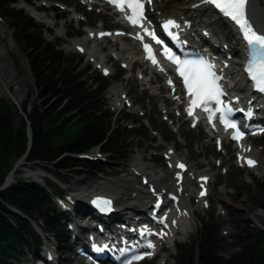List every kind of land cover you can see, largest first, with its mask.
I'll list each match as a JSON object with an SVG mask.
<instances>
[{
    "label": "rangeland",
    "instance_id": "374dc122",
    "mask_svg": "<svg viewBox=\"0 0 264 264\" xmlns=\"http://www.w3.org/2000/svg\"><path fill=\"white\" fill-rule=\"evenodd\" d=\"M198 2H200V0H156L155 7L150 8V12L155 18H158L159 16L176 15L180 13L179 7L197 4ZM36 4L51 5V8L41 5L44 8V11L40 10L37 11L39 14H32L28 11L27 7H34ZM199 6H197L198 8L195 12L192 10L187 12V14L191 15L194 19L193 21L198 22V25L196 26L197 31L204 28L208 32L214 33L216 38L221 40L220 45H224L223 42H226L227 45L230 44L238 48V45L235 44L234 36L231 30H229L228 25L225 24L226 22L221 19H216L210 8L205 11H201L199 10ZM13 7H23L26 13L33 17L38 24L41 25L40 31L42 37L52 43L59 44L57 47L64 49V52L67 55V64L72 65L78 63L79 61V68L85 70L84 76L87 77V84H92V87H96L95 82L98 79H100L98 83L108 82L106 85L107 88L104 89L100 95H98L97 102L99 104H103V108L112 113L114 131L123 132L122 136L125 138V141L123 142L124 148L121 153L125 155L123 159L118 157L107 158L104 154L98 151L97 146L89 150V155H91L90 158L98 161L100 164V168H98L99 171L95 173L82 172L78 175L67 176L68 179L63 182H59L41 167L36 168L31 166V164H26L23 159L19 161H22V163L17 169L15 176L18 178L21 177L29 180H35L41 184H45L47 177L50 181L57 183L64 192V197H62L60 201L59 198L55 199L59 205V202H63L71 193L76 194V192L83 191L86 194L91 191H103L99 188L91 187L98 185L109 186L119 174H126V176L129 175L134 177L135 186H138L139 183H141L139 175H130V173L124 172L120 173L119 170L121 168L129 169V165L133 163L136 157L139 156L138 150L142 149L146 145L148 146L144 151V154L149 159L145 161L144 164L149 166L156 164L159 166L157 167L158 170H165L168 168L167 163L165 162L166 160L164 159L165 155H167L164 151H167L168 149H175V153L178 154L179 157L184 158L185 154L188 153V139L180 135L177 130L180 128L182 120L185 121L183 123L185 129H191L192 134H195L199 127H190V122L185 120L182 115H179V109H177L176 103L170 101L167 107L164 108L165 104H162V101H159L157 104L162 109V112L156 114L153 110L151 111L153 115L157 116L156 120L162 121L164 124H168V129L165 128V130H167L170 135L167 137L163 138L161 136V132L164 131L160 129V127L153 126L149 117L141 115L145 112L146 108H150L152 106L150 96L153 92L161 95L167 94L168 88L166 86L161 91L160 89H157L160 85H164L165 79L157 78L155 76L157 79L153 81V83H156V85L152 87H148L147 82L145 84L139 83L134 85L133 80H129V76L130 74L136 73V71H134L135 68H133L132 71H130L128 67L122 68V62L114 56L106 58L104 64L110 69V74L105 76L101 72V66L97 68L95 66V61L88 60V53L86 51L83 53L78 52L76 48L77 46L75 45L76 42L86 36L90 29L93 31L98 28L112 30L115 27L112 25L114 18H109V15L103 12L98 13V10H92L89 12L87 7L81 5L78 0H35L30 2L29 5L25 2L18 1L13 4ZM73 8L80 11L79 16L85 18L87 23L85 22V24H83L80 19L72 17ZM250 10L254 15V20L256 19V21H259L264 25V0H251ZM42 14L46 17H40ZM0 15L4 17L2 9H0ZM9 24V19L6 17L2 19L0 17V51L4 55V66H6L12 74H14L15 79L10 82L9 88H6L0 81V98L4 101H8L12 105L14 110V124L17 126L22 115V112L20 111L21 105L25 100L26 93L34 90V81L26 61V56L22 51L23 46L17 40L15 41V33L11 30L12 28H9ZM81 25L83 26L81 27ZM123 43H127V39ZM100 45L101 44L98 46ZM107 45L108 46H105L102 50L103 54H106L110 50L109 46L111 45V41H109ZM83 47L84 49L85 47L93 48L94 43L89 41L86 46ZM115 52H119L117 47L115 48ZM236 53H241V50L238 48ZM101 59V57L98 58V60ZM232 60L235 61L238 60V58L235 57ZM136 74V80L138 79L137 81H141V78H147L143 76V73ZM114 83H120L123 89L128 91V96L130 95L134 99L132 104V101H126L117 108L112 107L114 96L112 94H108L107 90ZM10 91H19L17 94L18 99H15V97L13 98ZM32 101L35 102L36 99L33 97ZM142 104H146V108L142 107ZM167 108H176L173 112L175 120H170L167 114L164 113ZM178 118L181 120L179 121ZM207 141L211 142L212 150L216 151L218 154L217 158L216 155L209 156L212 157L213 161L216 160L217 163L221 164L212 168L203 163L192 168L194 175H196L199 171H206L211 175L212 179L216 178V180L211 184V189V186L207 187L209 194L205 201L206 206L204 209H199L197 211L196 215L198 217L193 220L194 226L188 224L186 225L185 229L189 231L188 236L185 235L186 232H182L178 234V237L185 240L184 244H182L183 246H197L201 228L205 225H214L217 227V238L219 240L218 251H220L223 257L228 258L238 252V247L233 245L238 234L247 232L254 233L258 229L264 228V219L260 220L253 217L251 214L252 211H258L264 214V206L259 204L261 201L264 202V136L262 135L254 139L250 138V142L252 143H250L249 147L254 146V150H257L256 158L259 161L258 166L254 168H238L234 163L236 160V152L231 150L230 145L227 144L228 151L225 149L218 150V148L214 146V140L212 141L209 139V135H202L198 140L193 139L192 146L194 149H197L198 144L206 143ZM223 156L226 160L222 162ZM19 159L20 158L13 160L12 166H14ZM185 160L189 165L196 163L197 161H206L203 155L192 156L190 158H186ZM28 171L36 172L43 175V177L36 178L33 175H26L25 172ZM44 175L47 176L44 177ZM168 178H170V175H168ZM69 188L72 190L75 189L76 191L72 192ZM196 188L197 186H193V194H196ZM222 188H224L226 192L224 197L228 202L226 209H224L217 201V192ZM144 190H146V187ZM234 194L236 197L232 198ZM244 197H247V201L240 203V199ZM85 198L87 199V197ZM209 204L211 206H209ZM248 205L252 207V210L250 211L251 217H248V219L238 217L234 225L233 221H231V219H233V212L238 209H246ZM67 214L66 235L69 236L70 230H68V224L71 223L72 226L74 225V218H76V215L73 212H69ZM41 237L44 239L42 240L43 253L45 252L44 248L58 249L59 251V246L52 238H46L45 234H41ZM159 249L157 251L158 254L154 259H148V261L146 260L138 264H161L163 261L167 264H176L179 260V251H177L176 247L172 244L169 243L163 245L162 249L165 251ZM58 251L53 250V253L54 255L59 256L62 261L63 259H71L74 255L70 252L63 253L64 250L62 249L60 250L62 253H59ZM166 254H170V257L164 256ZM30 257L31 256L29 255L24 259H20L15 264H28ZM56 264H60V262H57ZM194 264H200L197 256L194 260Z\"/></svg>",
    "mask_w": 264,
    "mask_h": 264
},
{
    "label": "trees",
    "instance_id": "16d2710c",
    "mask_svg": "<svg viewBox=\"0 0 264 264\" xmlns=\"http://www.w3.org/2000/svg\"><path fill=\"white\" fill-rule=\"evenodd\" d=\"M18 1L0 0V9L9 19L15 41L23 46L34 90L26 93L17 126L12 105L0 98V186L13 160L27 150L29 128L31 145L25 163L41 167L59 182L67 176L99 171L98 161L77 156L93 147L98 146L107 158L123 159V132L114 131L112 113L97 102L108 82L98 83V79L96 87L87 84L79 61L67 64L59 44L43 38L41 26L22 8L13 7ZM46 179L43 186L15 176L0 190V264H15L33 249L39 252L41 239L34 225L64 250L66 215L52 199L62 191ZM218 242L217 227L203 226L197 246H179L176 264H194L196 256L200 264H264V228L238 234L233 243L238 252L228 258L218 251Z\"/></svg>",
    "mask_w": 264,
    "mask_h": 264
},
{
    "label": "bare ground",
    "instance_id": "6f19581e",
    "mask_svg": "<svg viewBox=\"0 0 264 264\" xmlns=\"http://www.w3.org/2000/svg\"><path fill=\"white\" fill-rule=\"evenodd\" d=\"M197 5H200L199 10L201 11H205L209 7V5L204 2V3H198V4L189 5V6L179 7V12L187 14L189 10L194 9ZM197 8L198 7H196V9ZM27 9L32 14H39L38 12H36V10L38 9V7L36 6L34 7L28 6ZM170 16H173V15H170ZM250 16H251V19L254 25L258 27L259 30L264 32V25L260 23L259 21H256V19L254 20V15L252 14V11H250ZM40 17H46V16L42 14L40 15ZM72 17L80 18V16L75 11V8H73L72 10ZM190 19L194 20L191 16H190ZM102 30L103 29H100V28L97 30H94V32H91L92 30H90V32H88L86 36H84L80 41L76 42L75 45L83 47V46H86V44L89 41L94 42V47L93 48L85 47V51L88 53V60L95 61V66L96 67L101 66V70L108 68L107 66H104L106 58H109L110 56H115L117 59L120 60V62L126 63L128 69L132 71L133 65L135 63L133 62V60H137V59L139 60L141 58L139 56V47L129 37H128L127 43H122V44L120 41L125 39L124 36L123 37L115 36L114 39L107 38L106 36H103L102 38H98L97 34L98 32H101ZM232 34L234 36L233 32ZM109 41H111V45L109 46L110 50L106 54H103L102 50L105 46H108L107 44ZM99 44L101 45L98 46ZM116 47L119 49V52H115ZM232 49L233 51H238V48L234 46ZM225 55L226 54L224 53L223 57H225ZM99 57H101L102 59L98 60ZM223 59L228 60L230 62L229 66L225 68V71L226 73L229 74V76L234 77L235 87L236 85H238L237 90L244 91L246 89L245 87L247 84H246L245 76L242 73V64L238 63V60L234 61L228 58H223ZM3 60H4V55L0 51V81L3 83V85L6 88H9V84L13 79H15V76L14 74L10 72V70L6 66H4ZM143 66L141 65L140 66L141 70H137L136 73H140V74L144 72L146 73L147 67H143ZM136 73L130 74L129 76V80H133L134 85H137L139 83L145 84L146 82H151L152 81L151 78L154 75L156 76V74L152 71L149 79L145 81L146 78H141L142 79L141 81H137L138 79L136 80V75H137ZM163 88H165L164 85H160L159 87H157V89H160V91ZM169 91H170V87H168V92ZM18 92L19 91H15V92L10 91V94L13 98L15 97V99H18V96H17ZM107 93L112 94L114 96L112 107L117 108L126 101L134 102V99L130 95L128 96V91H125L120 83H114L112 86H110V88L107 90ZM150 97H151L152 106L150 108H146V104H142V107H145L146 110L141 115L142 116L145 115L149 117V119L151 120V124L153 126L160 127V129L164 131V132H161V136L163 138L167 137L170 135V133L167 130H165V128L168 129V124L167 123L164 124V122L156 120L157 116L153 115L151 111L153 110V112H155L156 114H158L159 112H162V109L158 106L157 103L159 101H162V104H165L164 108H166L170 102V97L166 95H161L155 92H153ZM175 109L167 108V110L164 112L165 114H167L170 120H175V116L173 113ZM178 119L179 121L181 120L180 118ZM184 122L185 121L182 120L180 124V128H178L177 130L179 131L180 135L188 139V142H187L188 153L185 154L184 158L181 159V157H179L178 154L174 153V149H168L167 151H164V153H168L172 157V160H171L172 166L168 167L165 170L164 169L158 170L157 167L159 166L156 164H154L153 166L144 164V162L149 159L144 154V151L146 150L148 146L146 145L142 149L138 150L139 156L136 157L133 163L129 165V169L121 168L119 170L120 173L124 172V173H130V175H139L140 180H142V177H146V179L148 180L146 184L142 185V182H141L139 183L138 186H135L134 177L129 176V175L126 176V174H123V175L119 174L117 178H115L112 181V184L109 186H99L98 185V186L91 187V188L96 187V188H99L100 190H103L101 192L91 191L85 194L83 191L82 192L80 191V192H76V194H72V193L69 194L71 195L70 196L71 201L68 202L67 206H72L73 203L83 204V200L85 199L86 196H91L96 193H102V194L104 193L113 198L116 211L112 214V216L104 217V219L92 218L88 222V225H87L88 228L86 229L87 231L95 232L94 225L96 223L106 225L108 230H110V228H114L117 222L124 223V221L122 220L124 209H133V210L137 209L138 211H140L141 214H143L145 213L144 212L145 208L143 207L149 205L148 207H149V212H150L153 208L152 203H153L154 195L156 193L164 195L165 200L168 201V203L171 202V200L167 198V195L169 193H174L175 195L179 197L176 207H174L173 210L171 211L174 213L173 215L169 211V209L172 206L166 207L159 212L160 218H164V221H166L169 226L174 225L173 229H179V223H183V225L188 224V225L194 226L193 220L198 217L196 213L199 209L205 208V205H206L205 201H206V198L208 197V193L206 194L204 198L198 197V192L201 189V185L210 187L211 184L215 182L216 178L212 179L211 175L208 174L206 171H199L196 175H194V171L192 170V168L194 166H199L203 163L213 168V167L219 166L221 163H217L216 160L213 161L212 157L209 156V155H216V158L218 157L217 152L212 150L211 142L207 141L206 143H200L198 144L197 149L193 148L192 146L193 139L198 140L202 135H205L206 132L200 126H198L199 127L198 131L195 134H192L191 129H185L184 124H183ZM256 137L258 136L251 137V139L256 138ZM209 139L212 141L214 140V146H215L217 138L216 139L214 137L210 138L209 136ZM222 146L225 150L228 151L225 139H222ZM247 146L248 144L245 145L246 149H247ZM171 148H174V147H171ZM250 153L254 155V157H256L257 150H254V146L252 148V151H250ZM198 155H203L206 161H197L196 163H192L191 165H189L188 169H186L185 172L183 173L184 181L179 184L177 182L178 170L175 169L173 165H175L178 162V160L185 162L186 158H190L192 156H198ZM225 160L226 159L223 156L222 162ZM165 162L170 163L168 159ZM21 163L22 161L19 162L17 166L15 167V169L6 176V179H5L6 182L9 183L14 179L17 169L20 167ZM234 163L238 168L246 167L245 165H243L241 162H238L237 160H235ZM25 173L26 175H33L36 178L41 177V175L36 172L28 171ZM168 175H170V178H168ZM199 176L208 178L207 183H203V182L199 183L197 181V178ZM149 186H152L154 188L153 193L149 189ZM193 186H197L196 194L192 193ZM145 187H146V190H144ZM211 188L212 186L210 187V189ZM69 190H71L72 192L76 191L75 189L72 190L71 188H69ZM225 193L226 192L224 188H222L221 190L217 192V198H218L217 201L220 203V205L224 209H226L228 206V202L225 200V197H224ZM235 197L236 195L234 194L232 198H235ZM245 201H247V197L240 199V203H243ZM259 204L261 206H264L263 201H261ZM251 210H252V207L250 205H248L246 209L235 210L236 213L233 212V219H231V221H233V224L235 225V221L238 219V217L248 219V217H251V214L253 217H256L260 220L264 219V214L258 211H252L251 213L250 212ZM74 219H75L74 226H73V229L70 230V235H77L81 231L82 226L84 225L83 224L84 222L79 217L76 216V218ZM81 236H82V239H81L82 245L83 244L86 245L87 238L85 237V234L81 233ZM158 242H159L158 246L166 245V244H169V239L168 237H165V239L160 240ZM174 245L176 244L174 243ZM48 253L50 252L48 251ZM49 255H50V260L47 261L48 264H56L58 261L61 260L59 256L56 257L54 254H51V253ZM164 256L170 257V254H166ZM60 262H62L63 264H69V263L77 264V263H81L82 261L80 257L75 256V258L63 259V261L61 260ZM161 264H167V263L163 261L161 262Z\"/></svg>",
    "mask_w": 264,
    "mask_h": 264
},
{
    "label": "snow or ice",
    "instance_id": "6c2138e0",
    "mask_svg": "<svg viewBox=\"0 0 264 264\" xmlns=\"http://www.w3.org/2000/svg\"><path fill=\"white\" fill-rule=\"evenodd\" d=\"M113 2H116V0H113ZM208 2L214 4L223 15L234 21L241 29L243 36L252 51V59L246 66V71L250 78L255 82V87L259 91L264 92V35L257 34L246 18V0H208ZM124 5H127L131 11V15H128L126 19H128L134 26H140L144 33L150 36L157 44H162L163 42L157 37L154 31H150L148 28L144 27L143 21L146 19L144 17V0H121L119 6L123 8ZM169 26L178 27V25L175 24V21L171 19L166 21L162 27L167 30ZM101 35H103V33ZM136 38L143 40V37L139 33ZM144 49L148 53V58L152 60L153 64H157L158 62L152 54L150 45L144 44ZM163 54L168 60L172 61L176 65V71L183 79L184 86L189 96L192 98L189 108L187 109L189 115L193 114L194 108L202 107L205 111L210 113L209 119L211 120V110L207 107L209 102L215 101L217 105H221L222 101L220 98L224 95V92L218 83L220 77L212 71L214 66L208 63V61L204 58H200L198 60H182L178 56L174 55L171 49L167 47L164 48ZM169 83L171 84V80H169ZM225 110L228 112L232 111V109L227 105H223L222 107L216 109L219 113H223ZM248 115L251 116L252 112L249 111ZM221 123H223L226 128L237 129L233 135V139L239 140L243 137L244 132L238 129V125L236 123L229 122L223 116H221ZM260 131H264V129H260ZM246 162L249 166H254L255 164V161L251 159H247ZM177 167L183 169L185 165L178 164ZM177 177L178 179L180 178L179 173L177 174ZM201 179L206 180L207 178L202 177ZM201 187L203 188V185H201ZM200 194L203 196L205 193L204 191H201ZM100 203L105 206H109L106 210H111L110 201L103 200L100 201ZM156 207H159V202ZM163 219L164 218H161V222H163ZM146 231L147 229H144L141 234L143 235ZM161 235H163V233H161ZM146 246L149 249L155 248V245L152 244L151 241H149ZM97 250L99 251L101 249ZM144 255L151 256L152 253L147 252L144 253ZM144 255H133L132 259L127 261V264H132V261H139L143 259Z\"/></svg>",
    "mask_w": 264,
    "mask_h": 264
},
{
    "label": "water",
    "instance_id": "95a60500",
    "mask_svg": "<svg viewBox=\"0 0 264 264\" xmlns=\"http://www.w3.org/2000/svg\"><path fill=\"white\" fill-rule=\"evenodd\" d=\"M28 146H27V150L25 151V153L20 157V159L18 160V162L20 161V160H23V158L27 155V153H28V149L30 148V145H31V133H30V131H29V133H28ZM18 162H16V164L13 166V168L8 172V174L9 173H11L14 169H15V167H16V165H17V163ZM7 174V175H8ZM6 175V176H7ZM5 179H6V177H5ZM4 179V181H3V183H2V185L0 186V190L1 189H3V188H5L9 183L8 182H6V180Z\"/></svg>",
    "mask_w": 264,
    "mask_h": 264
}]
</instances>
